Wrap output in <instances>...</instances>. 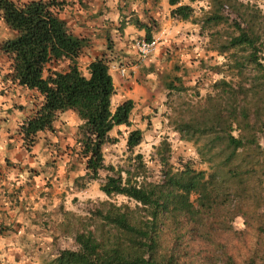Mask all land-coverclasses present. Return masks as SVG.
<instances>
[{
  "label": "trees",
  "instance_id": "1",
  "mask_svg": "<svg viewBox=\"0 0 264 264\" xmlns=\"http://www.w3.org/2000/svg\"><path fill=\"white\" fill-rule=\"evenodd\" d=\"M195 1L167 0L170 16L189 20ZM209 1L200 29L222 23L227 18L222 9L230 8L237 34L219 42L215 50L224 61L208 67L223 73L214 82L217 95H207L200 118L177 127L181 138L199 142L197 153L209 171L189 163L164 167L165 142L158 149L159 179L152 180L139 154L133 157L137 166L132 164L137 172L104 163L103 146L116 141L110 135L114 127L131 125L134 101L112 108L115 86L104 56L88 63L87 74L80 69L78 58L90 38L74 34L61 17L68 1L0 0V16L13 33L0 40L6 74L14 86L35 92L30 112L18 122L23 146L30 150L39 135L54 130L61 113L72 111L74 151L84 164L78 178L97 180L106 170L100 190L134 201V207L106 202L97 216L109 229L77 230V248L59 249L45 264H201L190 258V240L200 238L219 250L223 264H264V24L259 9L248 3ZM127 23L152 37L137 16ZM217 32L209 34L214 38ZM165 86L174 87L170 81ZM142 138V130L131 129L127 148ZM236 217L243 218V229L232 225ZM246 235L254 239L251 245Z\"/></svg>",
  "mask_w": 264,
  "mask_h": 264
},
{
  "label": "rangeland",
  "instance_id": "2",
  "mask_svg": "<svg viewBox=\"0 0 264 264\" xmlns=\"http://www.w3.org/2000/svg\"><path fill=\"white\" fill-rule=\"evenodd\" d=\"M67 1L61 17L80 35L90 34L87 23L94 24L91 32L94 35L89 37V45L92 44L94 49H103L102 26L108 27V33L115 34L116 39L122 37L125 46H130L133 38H145L143 29H140L142 35H137L138 29L127 23L128 18L134 16L150 26L152 37L157 40L155 50L145 58L133 83L128 81L130 74L121 76L115 69L129 60L117 55L118 50L113 51L112 37L106 40V49L112 50L106 59L115 86L111 106L114 108L121 101L132 99L134 107L131 125L116 126L111 130L110 135L116 141L103 146L104 163L115 169L137 172L133 157L139 154L146 163L149 179H159L163 166L158 149L162 144L166 146V142L169 150L162 148L163 156L167 158L164 167L176 169L189 163L208 172V165L201 162L197 153L199 142L181 138L177 127L179 123L200 118L206 110L207 95H217L214 82L223 73L208 67L224 61L215 50L219 42L237 34L231 9H222L227 17L222 23L200 29L203 11L212 6L209 0L193 2V16L186 21L170 16L167 0ZM238 2L258 8L264 24V0ZM163 29L166 31L162 32ZM214 31L218 32L213 38L209 33ZM120 32L126 34L120 35ZM12 36L0 16V40ZM86 49L78 58L80 67L88 61ZM7 68L8 61L0 54V264H45L59 249L77 248L74 240L77 230L109 229L97 216L100 210L108 207L106 202L128 203L134 207V201L123 195L108 197L100 190L106 170L100 172L97 180L85 182V178H78L84 174V164L74 151L77 118L72 111L61 113L54 130L39 135L30 150L23 146L17 132L18 122L30 112L35 92L14 86L6 74ZM167 81L174 85L170 90L165 86ZM134 128L143 131V138L129 150L126 137ZM260 143L264 146V138ZM232 225L243 229V218L236 217ZM247 237L251 245L254 239ZM190 244L194 254L190 258L195 262L224 263L219 250L208 241L191 239Z\"/></svg>",
  "mask_w": 264,
  "mask_h": 264
},
{
  "label": "crops",
  "instance_id": "3",
  "mask_svg": "<svg viewBox=\"0 0 264 264\" xmlns=\"http://www.w3.org/2000/svg\"><path fill=\"white\" fill-rule=\"evenodd\" d=\"M170 6V5H169ZM170 8H172L171 6H170ZM70 24V22H68V25ZM94 24H92V23H87V29H88V32H90V34L91 35H94L93 33H91L93 30H94ZM102 26V25H101ZM102 28H104V38L102 39V43H101V48H103L101 51L100 50H98V49H94V47H93V45L92 44H90L88 47H87V49H86V55H87V63L84 65V67H80V63H79V67H80V69H82L83 70V73L84 74H87V65H88V63L91 61V60H93L95 57H98V56H104L105 58L107 57V55H108V53L109 52H111V51H109L108 52V50L106 49L107 47H106V44H107V41H106V39H107V37L110 35V37H112L111 39L113 40V42H114V48H113V51H116V50H118V54L117 55H121L122 56V58L123 59H127V60H129V61H126V62H123V65H126L127 64V69H126V71H127V73H126V77H128V74H130V76H131V79L130 80H128L129 81V83H133V81H135V79L137 80V74H138V72H139V68L141 67V66H144V64H145V61H143L142 63H141V65H139V66H135L134 64H132V61L135 59V57L136 56H134V52H136L135 51V49L132 47V44L130 43V46H125V44L122 42V37H120L119 39H116V36H115V34H108V27H106V26H102ZM166 30L165 29H163L162 30V32H165ZM74 34H77V35H79V31L78 30H76L75 29V31H72ZM125 32H126V30H125ZM90 34H88L87 32L86 33H84L82 36H89L90 37ZM122 34H126V33H122V32H120V35H122ZM136 34L137 35H142V32H141V30H137V32H136ZM132 40V39H131ZM89 43H90V41H89ZM129 52H132V53H129ZM112 75V74H111ZM112 78H113V75H112Z\"/></svg>",
  "mask_w": 264,
  "mask_h": 264
},
{
  "label": "built area",
  "instance_id": "4",
  "mask_svg": "<svg viewBox=\"0 0 264 264\" xmlns=\"http://www.w3.org/2000/svg\"><path fill=\"white\" fill-rule=\"evenodd\" d=\"M156 45V40L151 39V40H146V39H137L134 42V47L137 51L139 60H142L145 58L147 55H149L154 49ZM119 72L121 75L124 74V69H119Z\"/></svg>",
  "mask_w": 264,
  "mask_h": 264
},
{
  "label": "clouds",
  "instance_id": "5",
  "mask_svg": "<svg viewBox=\"0 0 264 264\" xmlns=\"http://www.w3.org/2000/svg\"><path fill=\"white\" fill-rule=\"evenodd\" d=\"M137 39H142V38H138V37H136V38H133L132 40H131V42H132V47L135 49V47H134V42H135V40H137ZM143 39H146V38H143ZM151 39H155V38H153V37H151L150 39H146V40H151ZM156 40V39H155ZM156 44H157V40H156ZM155 47H156V45H155ZM155 50V49H154ZM153 50V51H154ZM135 51H136V49H135ZM152 51V52H153ZM151 52V53H152ZM150 53V54H151ZM149 54V55H150ZM148 56V55H147ZM146 56V57H147ZM145 57V58H146ZM145 58H143L142 60H139V57H138V54H137V51H136V57H135V59L132 61V64H134L135 66H139V65H141V63L145 60ZM124 69V74L123 75H121L120 74V72H119V69ZM116 71L121 75V76H125L126 75V73H127V71H126V69H127V64L126 65H121V66H117L116 68ZM112 76V75H111Z\"/></svg>",
  "mask_w": 264,
  "mask_h": 264
}]
</instances>
